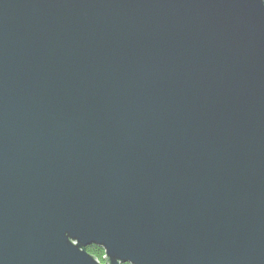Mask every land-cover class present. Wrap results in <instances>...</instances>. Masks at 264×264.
I'll use <instances>...</instances> for the list:
<instances>
[{"label": "water", "instance_id": "water-1", "mask_svg": "<svg viewBox=\"0 0 264 264\" xmlns=\"http://www.w3.org/2000/svg\"><path fill=\"white\" fill-rule=\"evenodd\" d=\"M122 262L264 264V0H0V264Z\"/></svg>", "mask_w": 264, "mask_h": 264}, {"label": "trees", "instance_id": "trees-1", "mask_svg": "<svg viewBox=\"0 0 264 264\" xmlns=\"http://www.w3.org/2000/svg\"><path fill=\"white\" fill-rule=\"evenodd\" d=\"M87 252L93 255L98 261L105 262V252L104 249L97 244H90L86 246ZM120 264H131L130 262H122Z\"/></svg>", "mask_w": 264, "mask_h": 264}]
</instances>
